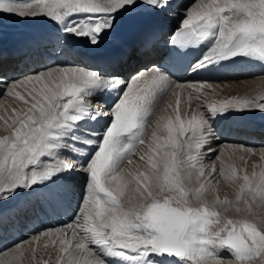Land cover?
Masks as SVG:
<instances>
[{"label":"snow or ice","instance_id":"snow-or-ice-1","mask_svg":"<svg viewBox=\"0 0 264 264\" xmlns=\"http://www.w3.org/2000/svg\"><path fill=\"white\" fill-rule=\"evenodd\" d=\"M5 15L49 30L7 51L0 31V100L14 102L0 103V264H40L33 242L42 238L55 264H264V149L230 150H242L241 168L213 147L218 119L264 116V97L211 101L202 93L212 85L179 82L174 70L201 49L185 73L240 58L264 65V0H0ZM125 22H134V48L98 58L99 67L72 59ZM131 56L154 62L126 79L120 65ZM170 94L174 103L161 107ZM257 155L261 163L250 164ZM77 176L71 223L5 243L22 214L72 197ZM222 186L232 199L221 198Z\"/></svg>","mask_w":264,"mask_h":264},{"label":"bare ground","instance_id":"bare-ground-1","mask_svg":"<svg viewBox=\"0 0 264 264\" xmlns=\"http://www.w3.org/2000/svg\"><path fill=\"white\" fill-rule=\"evenodd\" d=\"M187 1L188 0H184L185 3H187ZM195 2L196 0H193L192 4ZM8 22L7 24H4V22L0 25V31L3 33L2 47L5 51L16 44L22 43L33 33L49 30V26L42 22L24 21L14 24H8ZM178 23V17L171 19L169 21L170 28L171 26L176 27ZM136 40L137 36L134 30V22H125L122 27L113 34L110 42L103 44L94 52L81 46L78 49L81 54L74 56L72 59L84 67H99V64L97 63L98 58L110 56L118 51L121 47L134 48ZM203 51L204 49L195 52L192 56L186 59V63H188V61L191 59H195L196 56L201 55ZM161 54H163V49L161 50ZM148 62L149 64H147ZM153 62V59L150 58L131 56L121 63V74L126 79H130L136 74L137 71L143 70L146 67H150ZM141 64L147 65L140 66ZM136 66H139L137 67L136 71L130 72ZM263 73L264 65H261L256 61H249L240 58L235 61L224 62L215 69L201 72L198 75L191 72L185 73L182 70L176 74V77L178 78V81L180 79H190V83H194V80H200L202 77L208 78L211 80H209L210 82L207 83L212 85V92L214 94L218 93L219 97L215 96V98L213 96L214 94L211 93L214 98H210V93L208 92L202 93V95L206 96L207 98L209 96L208 100L211 101H225L233 100V97L237 95L241 97L240 99H242L248 94V90H252V87L258 85L260 79H262V77L257 79V77L254 75L259 74L260 76V74ZM224 78H231L230 80L232 81H222ZM225 89L234 91L232 93L231 91H228L222 95L221 90L225 91ZM256 99L260 98L257 97ZM103 100H106L109 104L112 102V98L110 97H104ZM5 102L14 103L13 101L0 100V103ZM217 127L220 135L219 139L214 142L213 147L218 148L224 153L222 159H224L226 163L235 162L241 168L244 166V161L239 159L240 155L242 154V150L241 152H235L234 154H231L230 152V150H234L236 147H238L237 145H233V142H240V146L251 147L257 151L264 149V116H262L259 112H253L244 116L234 115L229 118L218 119ZM220 141H224L222 145L219 143ZM259 163H261V161L258 155L251 157L250 164ZM248 171H252L251 166H249ZM257 171H259V169H257ZM82 179V176H77L73 179L72 187L74 195L58 206L55 211H49L47 214L39 215L35 213L22 214L17 228L15 231L9 234V239H7L5 243L10 245L13 241H27L38 231H43L44 229L62 228L66 224L71 223L70 221L72 220V213L74 210H76L75 208L80 200L82 190L80 184ZM221 191L231 197L234 195L233 190L227 186H222ZM44 239L45 238H42L41 242H43ZM35 245L36 243L33 242V247ZM3 247L4 245L0 244V249Z\"/></svg>","mask_w":264,"mask_h":264},{"label":"rangeland","instance_id":"rangeland-1","mask_svg":"<svg viewBox=\"0 0 264 264\" xmlns=\"http://www.w3.org/2000/svg\"><path fill=\"white\" fill-rule=\"evenodd\" d=\"M192 1L193 0H188L187 1V3H191L192 4ZM21 2H24V0H21ZM8 21H10V22H8ZM5 22V23H4ZM7 22H8V24H14V23H17V22H24V21H21V20H19L18 18H16V17H14V16H2V17H0V25L1 24H7ZM175 26H171V28H174ZM151 63V62H150ZM147 64H149V62L147 63ZM147 64H141L140 66H145V65H147ZM137 67H139V66H136L135 68H133V70H131L130 72H133V71H136V69H137ZM258 75V76H257ZM263 75V76H262ZM254 76H256L257 77V79H260L259 77H262V79H260V81H259V83H258V85H256V86H254V87H252L253 89L252 90H248V94L247 95H245L242 99H248V98H257V97H259V98H261V97H264V73L263 74H260V76H259V74H256V75H254ZM255 77V78H256ZM231 78H224L222 81H228V82H230V81H232V80H230ZM210 79H208V78H205V77H202L200 80H194L193 82H210L209 81ZM187 81V82H186ZM190 81V79L189 80H187V79H185V80H179V82H183V83H190L189 82ZM261 83V84H260ZM177 91H179V90H177ZM226 91V92H225ZM225 91L224 90H221V93H222V95H224L225 93H227L228 91H231V93L234 91V90H226L225 89ZM208 93H210L209 95H210V98H214L215 96L216 97H219V94L217 93V94H214L213 92H212V90H210ZM211 93H213L214 95V97L211 95ZM215 97V98H216ZM208 98H209V96H208ZM241 97H239L238 95L237 96H234L233 97V100H238V99H240ZM175 99H176V97H174V96H172L171 94L170 95H168L167 97H165V99H164V104L161 106V107H163V108H166L167 107V105H168V103H174V101H175ZM222 99H225V98H222ZM186 100H187V96L185 95L184 97H182L181 98V104H180V114H181V116H182V118H184V119H187L188 118V114H189V112H190V109H189V107H188V104L186 103ZM196 108V104L195 103H193L192 104V109H195ZM167 113H171V109H168L167 110ZM166 112H160V113H157V118L160 116V115H165V114H167ZM153 127H154V125H153ZM5 133H4V131H3V129H2V127H0V135H4ZM148 135H149V138H150V135H151V128H149V131H148ZM222 142V143H221ZM223 142L224 141H220L219 143L222 145L223 144ZM218 143V144H219ZM234 144L233 145H237V146H240L241 145V143L240 142H233ZM219 144V145H220ZM145 150V146L144 145H141L139 148H138V150H137V153H136V157H138L143 151ZM133 166H140V167H142V165H140L139 163H138V161H137V159L134 157V159H133ZM130 167H132V166H130ZM82 185H83V179H82V182H81V184H80V186L82 187ZM81 193H82V190H81ZM225 195H227L228 197H229V199H232L233 197H231V196H229L228 194H226V193H224V192H220V196H221V198H223ZM76 210H77V206H76V208H75ZM76 210H74L73 211V213H72V217L74 216V214H75V212H76ZM258 212H259V214H261V215H264V210H258ZM226 215H233V213H226ZM72 219V218H71ZM70 222H72V220L70 221ZM43 243H44V241L43 242H41L40 244L41 245H39V246H37V245H35L34 247H36L37 248V256H36V259H37V261H39L40 262V264H43V261H48L49 262V264H55V260H56V256H57V253H54V252H52V250H51V247H49L48 249H44L43 248ZM23 264H32V262H30V260L27 258V256H26V258L24 259V261H23Z\"/></svg>","mask_w":264,"mask_h":264}]
</instances>
